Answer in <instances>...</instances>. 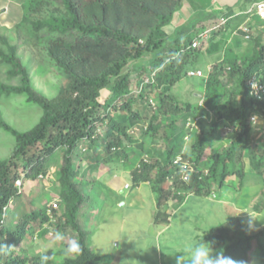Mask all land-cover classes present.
Segmentation results:
<instances>
[{"label":"trees","instance_id":"obj_1","mask_svg":"<svg viewBox=\"0 0 264 264\" xmlns=\"http://www.w3.org/2000/svg\"><path fill=\"white\" fill-rule=\"evenodd\" d=\"M260 1L262 0H252V5ZM183 4L184 0L25 1L22 5L23 17L17 29L28 24L33 33H43L47 37L48 56L66 74L68 83L53 101L46 99L34 89L29 69L19 57V47L11 44L7 37H0V62L8 68L7 75L19 81L17 86L0 83V100L26 96L29 103L36 104L43 110L38 125L28 132H19L0 119V127L17 140L12 156L8 160L0 161V240L10 246H19L25 240L46 232L44 228L49 223L55 231L65 234L72 232L73 237L81 243L82 252L71 258L63 254V249L56 254L48 253L52 257L48 264H102L103 258L91 247L88 229L80 222L85 212L95 207L96 201H91L93 191L89 189L87 179L80 174L81 167L78 164L89 159L91 162L86 168L98 170L100 161L104 165L120 160L126 164L130 161V129L139 119H143L138 112L133 111L131 104L134 99L132 92L135 89L132 74L136 73L138 91L141 82L145 80L143 77L150 79L144 89L137 93L136 98L145 100L153 111L149 104L151 89L155 91L164 87L169 90L181 82L191 70L190 65L195 63L197 52L206 45L215 43V37L225 34L237 22H240L238 31L244 34L240 28L247 21V17L238 18L240 15L228 11L225 16L228 19L226 23L217 22L216 16H211L208 20L202 17L199 24L190 25L193 27L191 30H188V27L183 29H187L185 31L176 30V38L170 41V46L162 48L169 38L165 27L170 25L175 13ZM50 5L55 8H50ZM209 20L211 22L207 23ZM213 28L216 29L207 41L197 49L192 48L194 40L201 33ZM257 33L259 31L252 29L251 38ZM154 50L157 52L153 54L151 62L156 63V66L151 72L147 64L138 62ZM153 72L155 76L152 77ZM211 73L215 84L209 82L208 86L235 84V90L226 94L228 99L219 107L217 114L219 119H229L234 124L238 133L237 139L227 150L212 152L207 174L201 167L204 148L218 135L219 123L200 140L197 138L200 134H195L199 143L193 145L191 154L184 152V144L189 143L185 140L186 135L190 134L187 130L183 140H180V133H172L170 137L164 134L162 139H167L166 148L156 156L147 143L131 147V150L138 151L143 156L152 155L151 162L144 159L140 161L138 169L133 173V180L136 183L152 185L158 209L163 206V201L169 200L172 190H190L198 196H209L217 183L223 187L232 157L238 148L240 166L234 173L238 187H244L247 174L243 157L252 143L251 117L264 119V97L256 99L248 87L249 80L254 77L264 85V37L263 41L256 42L255 53L251 57L246 60L226 59L220 67L211 69ZM222 76L225 77V84L221 82ZM155 92V107L158 106L160 116L154 115V121L162 118L169 120L171 115L193 113L191 104L176 100L175 104L168 105L163 96ZM104 95L107 99L102 101ZM109 97L111 100H108ZM216 101V97L208 96L205 105L214 108ZM118 103L123 104L119 107ZM111 111H123L127 114L115 120L110 115ZM102 124L107 125L108 132L98 143V127ZM171 126L172 130L176 129L175 124L171 123ZM158 133V128L151 123L145 135L154 137L156 141ZM85 144H89L92 149L101 147L104 151H94L85 158ZM39 145L42 147L36 153ZM30 152L33 155L26 159ZM194 152L197 153L196 156ZM61 153L63 162L59 169L56 189L60 198L58 206L61 213L58 215V210L52 209L47 214L46 206L30 213L21 211L19 207L9 210L11 203L22 196L16 182L46 178L48 162ZM182 153L195 161L199 170L188 183L181 181L178 170L173 166L175 158ZM101 155L103 158L99 159ZM252 156L251 163L257 174L263 175L264 147L253 149ZM21 159H24L22 168L18 166ZM76 161L79 162L76 164ZM51 199L48 195L47 203H50ZM254 209L256 213H263L264 200ZM160 215L157 212V217ZM54 218L56 222L51 224ZM7 219L8 223L4 224ZM15 219H18V224H14ZM263 237L264 229L256 234L250 233L243 219L234 214L225 223L205 231L202 241L204 239L209 242L214 249H224L225 254L234 260L246 261L247 264H264V245L260 241ZM255 241L259 242L258 247L261 250L257 258L254 252ZM0 264L40 262L14 248L8 255L0 256Z\"/></svg>","mask_w":264,"mask_h":264},{"label":"rangeland","instance_id":"obj_2","mask_svg":"<svg viewBox=\"0 0 264 264\" xmlns=\"http://www.w3.org/2000/svg\"><path fill=\"white\" fill-rule=\"evenodd\" d=\"M25 1L13 0L8 2V0H0V37H7L11 44L19 47V57L29 69L34 89L49 101H53L68 83V78L48 56V39L43 33H33L28 24L17 29V25L23 17L22 5ZM214 1L212 3V0H201V2L184 0L182 8L175 13L171 25L165 27L169 38L162 48L170 46V41L176 38V30H183L186 27L191 30L193 27L190 25L199 24V18L204 17L208 20L209 17L216 16L217 22L222 23V18L228 13L230 0ZM239 3L237 2V5L233 6L242 7V4ZM53 7L55 8L54 5H50V8ZM189 9L191 12L193 11L192 15L189 16L191 19L186 21V24L181 25L191 13L188 11ZM210 22L211 20L207 21V23ZM173 23L181 25V27L178 26L176 29ZM239 23L237 22L235 26L232 25L225 34L215 37V43L208 44L197 52V59L193 65H190V69L201 70L204 77L185 75L181 82L169 90H165L164 87L155 89L163 96L168 105L175 104L174 101L176 100L191 104L195 110L191 114L171 115L169 120L162 118L154 121V115L160 116L158 106L155 107L156 105L153 106L149 102L153 109L151 111V107L147 105L145 100L136 98L139 92L138 83L135 82L137 76L136 73L132 74L135 89L132 92L134 99H132L131 104L133 111L138 112L143 119H139L130 129L132 143L128 146L134 148L139 147L143 142L147 143L156 156L159 151L164 152L166 148L167 139H162V136L166 134L170 137L172 133L175 135L180 133V140H183L187 130V122L191 118L192 122H197V126L200 128L198 133L192 132L187 140L189 143L184 144V152L191 154L194 149L193 145L196 142L197 145L199 143L196 139H202L212 132L216 123H219L218 135L204 148L203 166L201 167L207 174L211 165L212 152L225 151L235 143L238 133L234 124L229 119H219L217 114L219 107L228 99L226 94L235 90V84L214 85L213 73L209 69L213 70L215 67H220L226 59L231 61L236 58L246 60L255 53L256 42L263 41V36L261 38L259 36L264 35V28L259 29L257 35L247 40L244 38V34L238 31ZM156 52L157 50H154L153 53L140 60L138 64H147L148 70L151 69L152 72L156 63L151 61ZM7 71L8 68L0 62V83L12 86L19 85V81L9 77ZM155 72L152 73V77L155 76ZM146 78L147 76L143 77V79ZM209 82L214 83L213 86H208ZM221 82H225V77L221 79ZM155 91L151 89L150 100L156 104ZM208 96L217 98L218 101L214 104L215 109L206 107L205 100ZM106 99L107 96L104 95L101 100L105 101ZM108 100H111V97ZM120 104L123 103H118L119 107ZM111 112L110 115L115 120H119L122 115L127 114L123 111ZM42 116L43 110L36 104L29 103L26 96L0 100V119L19 132L32 130L38 125ZM151 123L159 130L155 137L156 141L154 137L145 135ZM171 123L175 124V130H172ZM99 126L98 136L100 139L97 140L98 143L108 132L106 124ZM252 128V143L246 149L243 157L247 174L244 187H238L234 173L240 166L238 148L232 157L229 173L223 187L217 183L209 196H198L190 190H172L169 200L163 201V206L160 209H158L157 197L152 185L144 182L136 183L133 180V173L138 169L140 161L144 159L151 162L152 155L143 156L129 147L130 161L127 164L123 160L105 165L100 161L98 170H89L86 168L91 162L89 159L80 162L78 164L81 167L80 174L87 179L89 189L93 191L91 201H96L95 207L85 212V215L80 218V222L88 229L89 242L91 247L103 258L102 264H174L173 257L175 255L185 254L187 258L186 249L200 243L205 231L225 223L234 214L243 219L244 225L250 233L256 234L263 230L264 212L256 213L254 207L260 205L264 200V174L261 176L257 174L251 160L253 149L264 147V119L253 124ZM196 133L200 134L197 138L195 137ZM16 143V138L0 127V161L8 160L12 156ZM41 147L42 145H39L36 148V153L40 151ZM83 150L85 158L87 155H92L94 151L98 153L104 151L101 147L92 149L89 144H85ZM32 155L30 152L26 159ZM196 155L197 153L194 152V156ZM62 157L63 154L61 153L50 159L46 178L40 177L37 181L23 180L24 186L20 190L22 196L11 203L12 206L9 207V210H15L19 207L21 211L30 213L39 211L40 208L46 206L47 214L50 213L49 210L55 209L58 210L57 214L59 215L61 213L60 206H58L60 198L56 189L58 187L59 169L63 162ZM100 157L99 159L103 158L102 155ZM23 164L24 159H21L18 166L22 168ZM127 185L130 186L129 189H126ZM48 195L52 198L50 203L46 201ZM178 196L182 197L184 201L178 199ZM157 212L161 214L158 217ZM17 217L18 215H16ZM8 221V219L6 222L4 220V224ZM55 222L56 219L54 218L51 224ZM18 223V219H15L14 224ZM44 230L46 232L43 234L36 235L33 239H27L21 245L16 246V250L28 254L34 261L37 259L39 262L42 254H56L61 251L63 246L54 242L55 229L48 223ZM66 235L68 238H74L72 232ZM260 241L264 245V237ZM258 244L259 242L255 241L256 258L261 253Z\"/></svg>","mask_w":264,"mask_h":264},{"label":"built area","instance_id":"obj_3","mask_svg":"<svg viewBox=\"0 0 264 264\" xmlns=\"http://www.w3.org/2000/svg\"><path fill=\"white\" fill-rule=\"evenodd\" d=\"M250 14L253 16H258L260 20L264 21V0L255 3L251 10ZM228 21L227 17L222 18V24L226 23ZM216 28L209 29L203 33H201L197 39L194 40L192 44V48L197 49L201 46V44L205 41H207L211 35V33L215 30ZM244 32V38L247 40L251 39V32L253 29L252 23L250 22V19H248L240 28ZM211 70V68L209 69ZM189 77H204V73L201 70H190L188 72ZM150 82V79L146 78L143 80L140 84L139 87V92H141L145 85ZM255 84V88L252 87V85ZM248 87L251 90V95L254 96L256 99H263L264 97V85L256 78H252L248 82ZM150 104L155 106V102L153 100H150ZM260 118L257 116H252L251 117V122L252 124H257ZM193 120L189 118L187 122V131L190 132V134H187L185 140L187 141L188 138L191 136L192 132L200 131V128L197 126V122L194 123L192 122ZM198 121V120H196ZM147 161V160H146ZM173 166L178 170L180 176H181V181L188 183L191 179V177L194 174H198L199 170L197 169V164L195 161H192L186 157L184 153L178 155L175 160L173 161ZM16 185L20 187V189L24 186L23 180H18L16 182ZM130 186L127 185L126 189H129Z\"/></svg>","mask_w":264,"mask_h":264},{"label":"clouds","instance_id":"obj_4","mask_svg":"<svg viewBox=\"0 0 264 264\" xmlns=\"http://www.w3.org/2000/svg\"><path fill=\"white\" fill-rule=\"evenodd\" d=\"M255 88V84L252 85ZM54 242L63 246V254L66 257H75L82 252L81 243L75 238H68L61 231L54 234ZM15 246L7 245L0 240V256L8 255ZM185 254L175 255L174 264H247L246 261L234 260L231 256L226 255L224 249H214L209 242L204 239L198 244L190 246L186 249ZM52 259L50 255L44 253L40 256V264H48Z\"/></svg>","mask_w":264,"mask_h":264},{"label":"crops","instance_id":"obj_5","mask_svg":"<svg viewBox=\"0 0 264 264\" xmlns=\"http://www.w3.org/2000/svg\"><path fill=\"white\" fill-rule=\"evenodd\" d=\"M11 1H13V0H8V2H11ZM197 1H199V2H201V0H197ZM4 2H6V1H4ZM215 1L214 0H212V3H214ZM237 2H240L241 4H242V7H238V6H233V5H237ZM230 7L229 6H227V7H229L228 9H227V11H229V12H231V14H234V13H236V14H238V15H240L238 18H241V17H244V16H246L247 17V19L246 20H248V19H250V22L252 23V26H253V29L254 30H257V31H259V29L261 30V29H263L264 28V21L263 20H260L259 18H258V16H253L252 14H250V10H251V8H252V0H230ZM239 3V4H240ZM188 11H190L191 12V9H189ZM196 12V11H195ZM192 13H193V11L187 16V18H186V20L184 21V23L183 24H181V25H184V24H186V21H189V19H191L189 16L190 15H192ZM197 13V12H196ZM195 13V14H196ZM235 14V15H236ZM201 15V14H200ZM199 17V16H198ZM245 18V17H244ZM200 19V18H199ZM174 24V27H176V29H178L177 27L178 26H180L181 27V25H177L176 23H173ZM170 25H171V23H170ZM170 25H168L167 27H169ZM263 31V30H262ZM261 36H263L264 37V35H262L261 34Z\"/></svg>","mask_w":264,"mask_h":264}]
</instances>
